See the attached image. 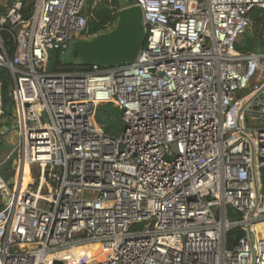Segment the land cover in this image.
I'll use <instances>...</instances> for the list:
<instances>
[{
  "label": "built area",
  "instance_id": "2783aa9c",
  "mask_svg": "<svg viewBox=\"0 0 264 264\" xmlns=\"http://www.w3.org/2000/svg\"><path fill=\"white\" fill-rule=\"evenodd\" d=\"M88 2L31 0L23 18L22 0H0L18 157L0 176V264H69L63 252L95 244L77 264H264V50L236 48L264 0H134V62L49 70V51L96 35ZM105 103L118 135L95 119Z\"/></svg>",
  "mask_w": 264,
  "mask_h": 264
},
{
  "label": "trees",
  "instance_id": "16d2710c",
  "mask_svg": "<svg viewBox=\"0 0 264 264\" xmlns=\"http://www.w3.org/2000/svg\"><path fill=\"white\" fill-rule=\"evenodd\" d=\"M24 6L21 10L23 18H27L31 12V0H22ZM134 0H103L105 5H95L93 8L87 9V32L88 34H97L108 31L110 28H106V24L113 26L116 21V12L119 8L131 4ZM92 2V0H89ZM90 6V4H89ZM6 8L0 5V15L4 13ZM251 16H253L254 22L257 24H261V27H264V8L257 7L253 9L251 12ZM6 27H9V24H5ZM250 35L248 32L243 34L245 43L241 45L239 42L236 43V48L241 51H248L249 47H255L262 45L261 38L253 37L250 40ZM1 37L7 52L11 53L14 48V42L12 36L8 32H1ZM76 59L77 65L84 66L85 64L80 63L77 59L76 54H73ZM59 63V60H58ZM0 82H1V95L4 106H7L4 114L6 116H11L10 110V99L8 96L9 88H10V77L8 71L3 69L0 72ZM95 119L98 124L103 127L106 134L115 136L121 132L123 123L121 119V109L113 103H105L101 104L96 108ZM9 123V122H8ZM7 123V124H8ZM6 124V123H5ZM10 146L0 134V155L4 151H6ZM14 174L13 169L11 168V159L3 161L0 165V176L3 180L9 181L10 177ZM2 207L1 197H0V208ZM232 215V214H230ZM231 217V216H230ZM241 235V229L236 227L232 229L227 236V245L231 246L238 237ZM84 254V253H83ZM74 258V256L72 257Z\"/></svg>",
  "mask_w": 264,
  "mask_h": 264
},
{
  "label": "water",
  "instance_id": "95a60500",
  "mask_svg": "<svg viewBox=\"0 0 264 264\" xmlns=\"http://www.w3.org/2000/svg\"><path fill=\"white\" fill-rule=\"evenodd\" d=\"M116 18L108 31L73 42L71 52L80 63L113 66L135 61L146 38L141 9L133 4L125 5L117 10ZM58 60V52L49 51L48 69L54 70Z\"/></svg>",
  "mask_w": 264,
  "mask_h": 264
},
{
  "label": "rangeland",
  "instance_id": "374dc122",
  "mask_svg": "<svg viewBox=\"0 0 264 264\" xmlns=\"http://www.w3.org/2000/svg\"><path fill=\"white\" fill-rule=\"evenodd\" d=\"M107 1L109 2L111 0H107ZM89 4H90V6H89ZM96 4L97 5H105L103 0H92V2H88L86 10L91 8V7L93 8V6H95ZM115 23H116V21H115ZM246 32L251 34L250 38H249L250 40H252L253 37L259 38L260 37V33H261V26H260V24L258 25L257 22H254L253 25ZM238 42L241 45H243L245 43L243 35H241L239 37ZM254 49L255 50H259L260 47L259 46L249 47L248 50H254ZM76 62L77 61H76L75 57L73 56V54L71 52V47H69L64 52L60 53V55H59V63L57 64V67H62L63 65H73ZM8 122H9L8 116L2 115L0 117V134L3 136L4 140L10 145V146L7 147L8 149L6 151L1 153L0 162L2 163L3 161L11 159V168L14 171L18 157H17L16 153L12 154V155H9V153L13 152V150H12L13 149V143H15V141H16V136H15V129H11L9 127L10 130H8V131L5 130V127H4L5 123L7 124ZM246 122L251 124V125H257L259 123V120L258 119L251 120L249 118H246ZM15 127H16V125H13V128H15ZM36 170H37L36 167H34L33 170H32V177L33 178H35V176H36ZM13 176H14V174L10 177L9 181H12V177ZM9 181H7V182H9ZM30 184H31V188H35V186H36L35 182H30ZM99 251H100V247L99 246L94 248L92 251H86L85 249H82V250L81 249H76V250H72L69 253V257L68 258L70 260H72L71 264H76V262H82V261L90 258L91 256L97 254ZM105 254H106V250L102 252L101 257H104ZM73 256H74V258H72Z\"/></svg>",
  "mask_w": 264,
  "mask_h": 264
},
{
  "label": "bare ground",
  "instance_id": "6f19581e",
  "mask_svg": "<svg viewBox=\"0 0 264 264\" xmlns=\"http://www.w3.org/2000/svg\"><path fill=\"white\" fill-rule=\"evenodd\" d=\"M21 179H22V187H24L27 183H29L32 179H31V176H30V167L27 163L24 164V167H23V171H22V175H21ZM99 245L98 244H95V245H92L91 247H84V248H80L81 250L82 249H85L86 251H92L94 248L98 247ZM72 250H69V251H66V252H63L62 255L66 256V260L69 264L72 263V260H70L68 257H69V253L71 252ZM99 253V252H98ZM97 253V254H98ZM79 263V262H76V264Z\"/></svg>",
  "mask_w": 264,
  "mask_h": 264
},
{
  "label": "crops",
  "instance_id": "0c3cea01",
  "mask_svg": "<svg viewBox=\"0 0 264 264\" xmlns=\"http://www.w3.org/2000/svg\"><path fill=\"white\" fill-rule=\"evenodd\" d=\"M262 8H264V7H262ZM264 21V20H263ZM260 26H261V24H260ZM107 28V27H106ZM109 28H111V27H109ZM263 32H264V27H261V33H260V37L259 38H261L262 39V45H260L259 47H260V49L259 50H251V51H261V50H264V38H263Z\"/></svg>",
  "mask_w": 264,
  "mask_h": 264
}]
</instances>
